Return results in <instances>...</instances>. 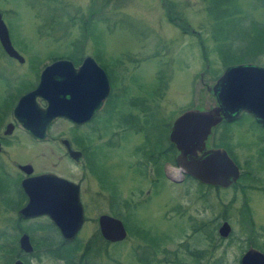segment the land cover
<instances>
[{
	"label": "rangeland",
	"instance_id": "374dc122",
	"mask_svg": "<svg viewBox=\"0 0 264 264\" xmlns=\"http://www.w3.org/2000/svg\"><path fill=\"white\" fill-rule=\"evenodd\" d=\"M0 14L12 46L23 57L19 63L0 51V107L2 99L27 90L52 58L68 55L72 48L101 55L106 71L110 67L113 75L114 66L119 74L110 79L111 103L95 115L94 132L84 127L97 149L92 159L95 173L92 168L83 173L85 220L75 236L80 246L71 253L72 262L239 264L248 241L264 252V216L255 227L243 225L238 195L232 190H208L181 176L171 156L175 150L167 152L166 159L160 157L156 176L155 169L142 162L145 147L155 153L161 144H170L166 130L182 110L213 105L207 87L225 66L264 64V0H0ZM169 16L189 22L195 30L193 44L177 32ZM63 123L69 136V125ZM213 131L214 144L227 146L240 167L256 154L253 135L264 137V130L245 115L218 124ZM33 145L37 149L39 144ZM43 146L31 152L32 146L18 142L11 153L18 160L25 152L27 157L21 160L40 168L48 162ZM2 156L4 161L11 157L8 151ZM62 175L81 177L67 158H62ZM96 189L111 195V206L93 195ZM207 192L209 203L199 195ZM107 211L125 229V237L116 243H102L97 236L95 216ZM9 215L0 210V229L5 233L10 232ZM222 220L230 227L225 238L217 234ZM3 232L0 264H12L7 250L12 243L2 237ZM86 245L91 250L80 259ZM41 264L65 261L62 253H52Z\"/></svg>",
	"mask_w": 264,
	"mask_h": 264
},
{
	"label": "water",
	"instance_id": "95a60500",
	"mask_svg": "<svg viewBox=\"0 0 264 264\" xmlns=\"http://www.w3.org/2000/svg\"><path fill=\"white\" fill-rule=\"evenodd\" d=\"M0 47L7 56L23 62V57L10 42L1 14ZM207 89L214 104L182 111L171 121L167 139L176 149L174 162L182 174L204 184L227 187L238 176L237 166L223 148H205L204 143L210 130L221 120L231 121L242 112L264 125V65L244 62L225 66ZM108 90L107 77L91 56H84L79 66H74L68 59H55L42 67L36 85L19 96L12 114L24 129L42 138L46 123L55 117H64L75 124L88 120L101 107ZM36 98L44 100L46 105L39 107ZM9 131L8 125L5 133ZM64 144L68 156L77 160L79 152L72 150L67 141ZM20 168L30 172L28 165ZM21 186L28 201L19 209V214L24 217L46 214L62 239H73L84 221L78 184L51 173H42L23 179ZM60 190L62 204L53 208L48 197H54ZM98 230L108 242L121 241L126 234L120 219L107 214L98 217ZM229 231L225 221L217 228V234L222 238L227 237ZM19 244L25 251H30L25 235L19 238ZM13 264L21 263L16 260ZM239 264H264V254L248 247L240 256Z\"/></svg>",
	"mask_w": 264,
	"mask_h": 264
},
{
	"label": "flooded vegetation",
	"instance_id": "af4514ba",
	"mask_svg": "<svg viewBox=\"0 0 264 264\" xmlns=\"http://www.w3.org/2000/svg\"><path fill=\"white\" fill-rule=\"evenodd\" d=\"M175 20L176 18L174 19L173 22H171L172 26L177 30V32L180 35L190 37V43L193 44L192 43L193 39L191 36L195 34V30L191 27L188 21L181 20V19L176 20V21ZM0 51L5 56H7L2 51L1 47H0ZM71 51H74V53H72ZM86 55L91 56L94 59V61L103 69L107 77L108 85H109L108 94L106 98L103 100L101 107L96 112H94L88 120L75 124L64 117H55L51 119L48 123H46L44 130H43L42 138L35 137L31 133H29L26 129H24L13 116L12 108L22 93L32 89L36 85L38 77L31 88L21 92L15 98L12 97L9 99V97L7 96L6 97L7 101L5 100L6 102L4 104H3L4 101L2 99L1 103L3 104V106L0 107V210L10 212V215H9L10 218L8 222H11V224L9 223L8 225V228H10L9 233L3 232L2 229H0V232H3L2 234L3 238H5L7 241H10L12 243V245H10L7 249L8 252H10L9 254L13 257L12 264L16 260L20 261L21 264H41V262L44 261V258L51 257L52 253L62 248V240H64L62 239V235L60 234L58 228L52 222L51 218L48 215L40 214L36 216L24 217L19 214L18 212L19 209H21L28 201V195L26 194V192L23 190L21 186V182L23 179L32 177L34 175L42 174V173H51L58 177H64V178H67L77 183L79 186V199L81 201L82 208L84 211L85 204H84V201H82V192H81L82 190L81 182L83 180L82 177H83V173H90V169L93 165L92 164L93 155L97 150L96 145L93 144L92 138L89 137L90 134L87 131H84V127L86 128L87 126H90L92 133L94 132L95 124L93 123V119L95 115L97 114V112H99V110L103 109L106 103L111 101V85H110L111 81L110 79L111 80L112 78L114 79V77H117L119 74H117L114 66H112L113 75H111V73H109L111 68L109 67V71L108 70L106 71L105 69V65H104L105 58H103L101 55H97L96 57L90 53L84 54L82 48L81 49L77 47L72 48L68 55H62V56H58V57L51 59V61L55 59H61V58L68 59L72 62L74 66H79L82 63L84 56ZM9 58L11 60H15L11 57ZM189 77L190 76H188V84L190 81ZM201 78H202V74H200V81H201ZM112 100H113V97H112ZM36 103L39 107H42V108L46 105V102L40 98H36ZM213 104H214V99H213ZM244 115L251 117V119L255 121V124L257 125V127L260 128L261 130H264V125L258 123L252 116H250L249 114L245 112L240 113L237 118L231 121L221 120L218 124H221L223 122L233 123L236 120H238L241 116H244ZM63 122H67L69 125V131L71 132L69 136H66L65 129H62ZM8 125L10 128V131L8 133H5V129ZM63 125H64L63 127L66 126L65 123H63ZM169 126L165 133L166 139H167V131L169 129ZM216 126H214L210 130V133L207 135L205 143H204L205 148L221 147L226 151L227 155L230 157V159L234 162V164L238 168V176L236 180L232 182L230 185H228L227 187H217V186H211L208 184L201 183L197 181L196 179L190 177L189 175L182 174L179 169H178L179 170L178 172L181 176L184 175L186 177H190L194 179L198 184L203 185L208 190L211 188L215 189L216 191L227 190V189L232 190L233 194L238 195L237 196L238 214H239L241 223L245 226L255 227L256 223L260 221V216H264V137L258 134L253 135V138H254L253 146H256V154L254 157H252L253 160H247V161L244 160L243 161L244 167L242 165L240 167L237 158L235 157L233 152L228 149L226 145H225L226 147H223V146L214 144L213 129ZM20 135H21V138L19 139ZM143 136L146 137L145 134H143ZM222 139H225V138L222 137ZM146 140H147V137H146ZM64 141L68 142V145L72 150L79 152L77 160L74 161L68 156L67 151H66V146H65L66 144H64ZM18 142L27 143L28 145L32 146L30 148V150L32 149L31 152L38 150L39 146L44 145L43 153L48 158L47 159L48 162L46 166L37 168L35 167V163H32V161L29 162L28 160H25V159L21 160L22 158L27 157V155H25L26 154L25 152L22 154L23 156L18 157V160L13 158L14 154L11 153V151H13L12 145ZM223 142L225 144V141ZM235 142L237 143L240 141H235ZM33 143L39 144L37 146V149H35V146L33 145ZM160 148L161 146L159 147L158 151H155V153H153L152 151H150L151 149H146L145 147L144 152H143L145 155L143 154L144 161L142 162H145L144 164L147 163L151 165L153 169H155L154 170L155 176L157 175L156 172L159 170V168H161V165H162V160L160 158L162 157V152ZM7 151H8V157L9 155H11V157H9V159H7L6 157V160L4 161L2 154L4 152L6 153ZM31 152L29 151V154L34 156ZM175 153H176V150L174 154L171 155L173 157V161H174ZM62 158H65V159L67 158L69 161L73 162L76 165L79 172L81 173V177L78 180L77 179L73 180L71 178H68L62 175ZM23 165L30 166V172H26V170H22L20 167ZM7 167H10L9 168L10 170H7L8 169ZM208 193L209 192L202 193V195L201 193H199V195L203 197L206 203L210 202V197H208ZM93 195L97 196L98 199L103 197V201H105V203L108 206H111L112 203H110V201L108 200V197L111 196L109 193L108 195L107 194L105 195L102 189H101V192H99V189H96L93 192ZM48 201L49 202L51 201L53 203L52 205L53 208H58L62 204L61 190L56 192L54 197H50V198L48 197ZM54 214L56 215L58 214V212L56 211ZM101 214L109 215L107 211V212H100L95 216V224H96L98 233H99L98 217ZM223 221L227 222L226 220H222L220 223H222ZM0 227L2 226L0 225ZM22 235H25L27 237L29 245L31 247L30 251H25L24 249L20 247L19 238ZM205 236L206 238L208 237L207 232ZM248 247L255 248L254 246H252V243L248 241L247 246L243 249L242 253ZM255 249L261 251L264 254L262 250L258 248H255Z\"/></svg>",
	"mask_w": 264,
	"mask_h": 264
},
{
	"label": "trees",
	"instance_id": "16d2710c",
	"mask_svg": "<svg viewBox=\"0 0 264 264\" xmlns=\"http://www.w3.org/2000/svg\"><path fill=\"white\" fill-rule=\"evenodd\" d=\"M169 20L171 22L174 21V19H172V17L169 16ZM214 37V36H213ZM34 83H31V85L29 86V88H31L33 86ZM28 88V89H29ZM17 89V87L15 88ZM25 89V88H24ZM22 89V90H24ZM20 91V90H19ZM23 92V91H22ZM10 99V98H9ZM7 101V100H6ZM4 101L3 104L6 102ZM3 104L1 106H3ZM129 119V117H127V120ZM127 121L124 117H122V121ZM131 123L133 124L134 123V117H132L131 115V119H130ZM145 121V120H144ZM174 148L171 144H169L167 147H163V145H161V152H162V157L166 159V153L167 152H171L173 151ZM173 154V153H172ZM165 161V160H164ZM92 170H93V166L91 167ZM93 172L95 173V171L93 170ZM157 174H159V170L156 172ZM126 205V204H125ZM138 234V233H137ZM97 236L99 237V239H101L102 243H110L106 240H104L100 235L99 233L97 232ZM73 243H76V239L75 237L72 239V240H69V241H65V240H62V248L61 249H58L57 251L54 252V254L56 253L57 255L60 256V254L62 253V258H64V261H65V264H76L74 262H72L71 260V253L75 250H77L80 246L79 243H76L75 245H72ZM90 243H93V242H90ZM113 243H116V242H113ZM91 250V247L89 245H86L84 248H83V254L82 256H80V259L82 257V259L85 257V255H87V252H89ZM196 252V251H195ZM189 253L193 256V253L194 251H189ZM194 260H195V256H194ZM81 264V262H80Z\"/></svg>",
	"mask_w": 264,
	"mask_h": 264
}]
</instances>
